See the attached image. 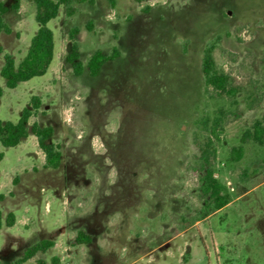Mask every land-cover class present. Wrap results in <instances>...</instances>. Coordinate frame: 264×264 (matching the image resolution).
I'll return each mask as SVG.
<instances>
[{
  "label": "rangeland",
  "instance_id": "1",
  "mask_svg": "<svg viewBox=\"0 0 264 264\" xmlns=\"http://www.w3.org/2000/svg\"><path fill=\"white\" fill-rule=\"evenodd\" d=\"M75 7L72 17L61 7L48 24L55 57L44 76L9 89L0 55V120L18 122L32 97H41L29 126H52L51 142L63 153L61 165L47 169L32 134L16 147L0 142V211L16 216L0 230V264L44 239L55 247L24 264H264V145L241 142L264 119V0ZM35 12L33 0H21L19 11L5 14L12 32L0 33V45L17 64L39 28ZM73 28L83 61L96 50L118 48L121 56L97 77L75 76L65 59ZM217 37L214 56L240 88L236 97L205 90L203 50ZM216 109L226 116L213 169L232 202L193 223L202 206L194 140L205 134L197 120ZM239 145L245 154L232 161ZM80 230L91 243L76 244Z\"/></svg>",
  "mask_w": 264,
  "mask_h": 264
},
{
  "label": "trees",
  "instance_id": "2",
  "mask_svg": "<svg viewBox=\"0 0 264 264\" xmlns=\"http://www.w3.org/2000/svg\"><path fill=\"white\" fill-rule=\"evenodd\" d=\"M111 7H115L116 0H106ZM142 3L145 0H135ZM36 12L35 20L39 26L36 34L32 37L29 49L24 58L17 64L13 55L5 53L0 45V55H4V65L1 69V76L6 81L9 89H15L20 83L27 82L35 77L44 76L51 67L55 57V34L48 26L49 22L56 19L61 7L64 8L66 16L72 17L76 14V4L95 5L97 0H33ZM21 0H12V5L7 7L0 2V33L10 34L11 28L5 20V14L11 11H19ZM148 9V7H147ZM92 27L90 22L88 28ZM78 29L73 28L69 33L71 40L70 50L66 54V61L72 66L73 74L81 76L87 72L91 77L100 75L103 66L110 61H114L121 56V51L114 48L110 53L102 50H96L86 61L81 59L80 46L75 36ZM221 37L215 41L206 44L202 57V76L207 92H212L217 96L236 97L240 93V88L235 85L231 75L222 70L215 59L214 52L219 46ZM4 90L0 85V98ZM256 96V95H255ZM255 96L248 97V106L252 108L255 104ZM42 99L39 96H33L29 107L22 112L18 122L0 120V142L5 148L18 146L24 139L31 134L36 137L38 146L45 156L44 168L56 169L62 163L63 153L59 145L51 142L55 135V129L52 126L42 127L37 122L29 126L30 119L41 108ZM226 112L223 109H216L213 116L205 115L197 120V124L202 127L205 134L194 140L196 148L195 159L197 161L198 173V192L202 197L201 209L194 215L191 221L198 222L204 220L211 212L222 210L232 202V195L227 187L216 177L213 169V162L217 158L216 142L221 140L224 134L223 121ZM248 140H253L260 145H264V119L256 120L250 129H247L241 139L242 144ZM245 149L243 145L233 147L231 150V160L239 161L243 158ZM4 158V153L0 151V162ZM246 176V175H243ZM18 183L17 177L14 184ZM3 195H0L2 198ZM188 221L185 216H181V222ZM16 223V216L9 212L4 218L0 211V230L6 227H13ZM179 231L185 230V225L178 228ZM76 244H89L92 237L84 231H78L75 235ZM55 241L44 239L37 244L27 247L21 257L13 260L10 264H24L35 258L38 253H45L54 248ZM39 264H47L40 260Z\"/></svg>",
  "mask_w": 264,
  "mask_h": 264
}]
</instances>
